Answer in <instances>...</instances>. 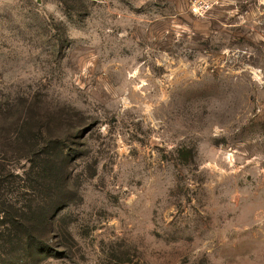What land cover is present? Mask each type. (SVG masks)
Instances as JSON below:
<instances>
[{"label": "rangeland", "instance_id": "obj_1", "mask_svg": "<svg viewBox=\"0 0 264 264\" xmlns=\"http://www.w3.org/2000/svg\"><path fill=\"white\" fill-rule=\"evenodd\" d=\"M5 110L64 147L0 140V264H264V0H0Z\"/></svg>", "mask_w": 264, "mask_h": 264}, {"label": "trees", "instance_id": "obj_2", "mask_svg": "<svg viewBox=\"0 0 264 264\" xmlns=\"http://www.w3.org/2000/svg\"><path fill=\"white\" fill-rule=\"evenodd\" d=\"M7 113V110L1 111L0 113V140H2V145L5 146L6 149L13 153L18 151L17 153H22V156L29 160V169L24 172L23 177L30 182L29 185L26 186L27 189L38 191V186H41L44 189V184L46 182L55 183L56 185L61 184L62 158L60 155L63 153L64 146L58 141L60 138L59 134L53 129L46 127L44 124H38L35 126L34 123L36 117L33 114H30V111L21 112L19 116L17 115L15 118ZM33 129H35V132L38 136L43 138L41 143L32 141V138H34V135H32ZM2 132L5 134L3 135ZM11 133L12 136H10ZM5 139L8 141V143H4ZM54 148L57 151L53 153L52 150ZM32 174L34 175L33 177ZM1 175L2 170H0V176ZM45 198L46 196L42 199L40 198L36 202V205L33 204L32 200H27L28 203L20 205L18 209L21 211L23 210L22 207H25V209L27 208L31 212L38 211V209L43 207V204L46 202ZM1 204L3 207L6 205H12L10 203H6L5 201H2ZM0 215L1 219L5 217V220H0V222L11 225L15 224V227H17L16 225H18V222L16 221V223H14L12 219H8L5 212Z\"/></svg>", "mask_w": 264, "mask_h": 264}, {"label": "built area", "instance_id": "obj_3", "mask_svg": "<svg viewBox=\"0 0 264 264\" xmlns=\"http://www.w3.org/2000/svg\"><path fill=\"white\" fill-rule=\"evenodd\" d=\"M188 7L194 14H202L210 8V0H186Z\"/></svg>", "mask_w": 264, "mask_h": 264}]
</instances>
